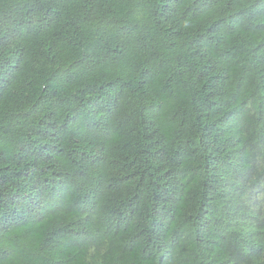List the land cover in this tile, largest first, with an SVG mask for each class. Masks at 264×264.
Instances as JSON below:
<instances>
[{
    "label": "trees",
    "instance_id": "obj_1",
    "mask_svg": "<svg viewBox=\"0 0 264 264\" xmlns=\"http://www.w3.org/2000/svg\"><path fill=\"white\" fill-rule=\"evenodd\" d=\"M0 264H264V0H0Z\"/></svg>",
    "mask_w": 264,
    "mask_h": 264
}]
</instances>
